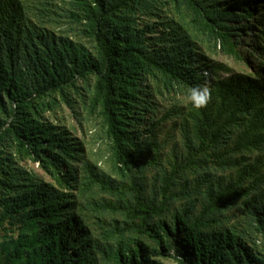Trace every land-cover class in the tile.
Segmentation results:
<instances>
[{
	"label": "trees",
	"instance_id": "1",
	"mask_svg": "<svg viewBox=\"0 0 264 264\" xmlns=\"http://www.w3.org/2000/svg\"><path fill=\"white\" fill-rule=\"evenodd\" d=\"M71 5L76 39L44 27L61 18L51 0H0V227L12 232L0 264H264L228 216L243 208L264 244V2ZM251 19L263 57L255 75L204 55L207 45L245 62ZM197 85L210 90L207 107L158 117L155 90ZM62 104L98 120L110 171L47 116ZM172 119L183 152L166 159L157 130Z\"/></svg>",
	"mask_w": 264,
	"mask_h": 264
},
{
	"label": "rangeland",
	"instance_id": "2",
	"mask_svg": "<svg viewBox=\"0 0 264 264\" xmlns=\"http://www.w3.org/2000/svg\"><path fill=\"white\" fill-rule=\"evenodd\" d=\"M71 1L72 0H51L52 9L55 11V13L61 15V18H57L52 23L44 25V27L46 29L55 31L56 35H60V32L62 31H69L66 33L67 36L76 39V33L70 32L69 30L71 22L66 18L68 11L72 9ZM262 1L264 2V0ZM258 5H261V3L254 4L253 7L257 10L258 14H260L262 8H260ZM163 15L172 16L173 14L170 10H166L165 14ZM245 24H249L251 29V32L246 31V33L244 32L241 36L240 52L244 55V58L246 59L245 62L223 55L219 51H210L207 49V45H202V51L210 61L226 64L236 72L252 73L255 75L259 71V65L262 61L261 59L263 58H258V54L255 51V41L258 34L256 28L257 26L254 19L246 20ZM153 85V83L150 85V90H152ZM188 91L189 90L186 88H177L176 90L168 92L162 87H160L158 90H155L154 99L156 104L159 106L158 117H161L165 111L171 109L174 106H178V108L186 107L188 104ZM79 111L82 112L81 116H86V113H84L82 109ZM47 116L50 117L55 123L61 124L66 129L70 130L72 135L81 141L86 155L89 156L90 159L97 161L102 169L110 171L112 163L110 159L109 145L105 137V133L98 120L93 117H87L85 121H81L80 116L76 115L75 112H73V110L65 104H62V106L56 109L54 112L47 113ZM180 123L181 122L178 119H172L164 123L157 130V143L161 147L162 156H164L166 159L171 158L174 154H180L183 152V138ZM23 163L28 168L42 173V171L39 169V166L32 161ZM147 175L148 183H150L151 186L154 170L150 171ZM228 216L231 220V224L233 223L239 225V228L248 234V239L250 241H255L257 251L264 250L262 237L260 233L255 230V225L252 223L251 217H247L243 208H236L234 211L229 213ZM9 229L10 226L6 224L4 227H0V241L3 239V237L12 235V232ZM160 261L163 264H177V262L170 257H161Z\"/></svg>",
	"mask_w": 264,
	"mask_h": 264
},
{
	"label": "clouds",
	"instance_id": "3",
	"mask_svg": "<svg viewBox=\"0 0 264 264\" xmlns=\"http://www.w3.org/2000/svg\"><path fill=\"white\" fill-rule=\"evenodd\" d=\"M188 103L194 109H204L210 103V90L206 85H197L190 89L187 96Z\"/></svg>",
	"mask_w": 264,
	"mask_h": 264
}]
</instances>
